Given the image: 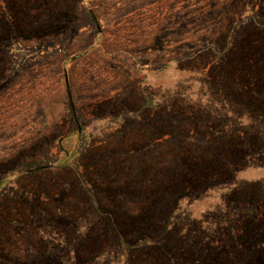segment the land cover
<instances>
[{"label":"rangeland","instance_id":"rangeland-1","mask_svg":"<svg viewBox=\"0 0 264 264\" xmlns=\"http://www.w3.org/2000/svg\"><path fill=\"white\" fill-rule=\"evenodd\" d=\"M0 264H264V0H0Z\"/></svg>","mask_w":264,"mask_h":264},{"label":"water","instance_id":"water-1","mask_svg":"<svg viewBox=\"0 0 264 264\" xmlns=\"http://www.w3.org/2000/svg\"><path fill=\"white\" fill-rule=\"evenodd\" d=\"M84 52H82V53H80V54H83ZM80 54H78V55H80Z\"/></svg>","mask_w":264,"mask_h":264}]
</instances>
